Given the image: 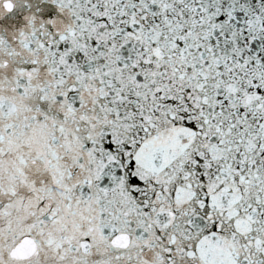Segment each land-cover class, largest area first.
I'll return each mask as SVG.
<instances>
[{"label": "snow or ice", "instance_id": "6c2138e0", "mask_svg": "<svg viewBox=\"0 0 264 264\" xmlns=\"http://www.w3.org/2000/svg\"><path fill=\"white\" fill-rule=\"evenodd\" d=\"M0 264H264V0H0Z\"/></svg>", "mask_w": 264, "mask_h": 264}]
</instances>
